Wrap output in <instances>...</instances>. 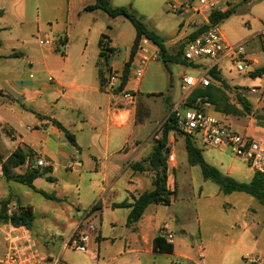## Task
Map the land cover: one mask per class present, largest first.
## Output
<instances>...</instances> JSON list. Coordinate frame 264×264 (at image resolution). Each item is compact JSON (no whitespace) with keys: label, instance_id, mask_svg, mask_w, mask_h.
<instances>
[{"label":"crops","instance_id":"1","mask_svg":"<svg viewBox=\"0 0 264 264\" xmlns=\"http://www.w3.org/2000/svg\"><path fill=\"white\" fill-rule=\"evenodd\" d=\"M110 1L115 0H109V6ZM248 1L257 3L264 0ZM94 3L95 0L85 5L81 4L78 9L83 13H90V26L99 25L97 26L98 34H101L102 26L97 20L103 14L98 11L108 15L101 9L83 11L85 6ZM187 4H180L175 10L186 14ZM34 6H36L35 9ZM38 6H41V9H38ZM111 7H124L137 17L140 16L139 11L128 0H118ZM68 15V0H0V131H3L10 139L5 142L1 140L4 150L0 149V157L5 159L15 149L20 148L28 153V157L31 154H38L45 158L47 166L38 170L49 169L50 172L34 179L33 186L36 190L57 198V200H50L42 196L54 203L53 213L65 217L66 231L63 233L66 236L65 240L75 233L82 213L93 207L92 210L95 211L93 216L98 219V223L92 224L94 236L88 244L89 252L84 253L89 254L92 264H108L122 255L125 257L124 261L128 262L126 264H132L131 261H134V264H173L171 258L198 264L193 261V257L177 253L173 243H171L173 245L171 253H158L152 249L153 238L170 233V228L177 222V217L169 218L168 221L165 219V207L170 206L172 200L167 206L149 204L137 222L127 225L130 205L134 199L154 188V172L150 169L148 161L152 148L148 150L146 146L141 145L138 132H135V126L143 125L142 121H137V104L122 106L120 92L106 87L101 88L99 66L96 63H90L83 55L75 57L71 53L76 43L69 32ZM191 16L193 17V14ZM118 17H110V19L116 21ZM253 18L264 24V11H255ZM53 24L60 25L64 30V34H60L63 39L64 55L60 57L54 55L57 44L52 48L47 47V54L54 55L48 64L44 62V59L40 61L36 56L29 55L28 46L32 41L37 42L38 30L41 26L46 25L50 28ZM185 25L192 27L183 37L186 41L196 28L195 22L190 20L186 23L181 21L179 29L184 28ZM256 34L264 35V28ZM45 36L47 38L48 33H45ZM182 39L178 36L175 43H164V46L166 48L173 46ZM109 41L111 42L110 39ZM85 47L86 44L84 49ZM252 60L255 61L252 67L253 72L264 67H254L257 60ZM216 71L221 82L210 80V84L223 89L228 101L239 110L241 106L237 102V97L245 98L251 113L235 115L216 111L210 103L209 106H205L202 101L193 103L220 122L240 130L242 134L264 138V116L258 113L259 110L264 112V104H262L264 88L253 109L245 92L234 85H228L225 78L218 70ZM113 72H115L113 68L108 66L105 70L103 69V77L106 79L110 74L113 75ZM253 72L247 76L257 79L261 86L264 82V74L252 75ZM120 75L121 72L117 76ZM49 77L52 78L51 81L48 80ZM257 88L258 86H252L246 93L256 94ZM196 89L199 88L192 89L190 95ZM197 99L200 98L195 100ZM119 118L125 119L121 122ZM53 120L74 135L75 146L67 142L63 133L53 124ZM240 120L243 121L240 122ZM25 124V132L15 131L12 126L16 125L21 130ZM84 130L88 131V137L82 144L77 133H82ZM174 142L175 139L170 134L166 146L173 154ZM195 144L201 150L205 162L216 168L223 176L234 177L243 174L249 181L252 178L253 175L251 177L248 175L242 161L241 165L239 160L222 158L223 149L202 147L197 140ZM166 156L167 153L164 155L166 188L175 194L176 186L173 189L168 185V173L169 168L175 169L176 157L174 154V160L168 162ZM137 164L141 165V170L133 168ZM24 165H27V160ZM61 173L66 176L64 186H59L61 179L57 176ZM121 177L125 179L123 184L119 185L118 181ZM0 178L4 180L1 166ZM44 183L51 185L49 186L51 193L40 189ZM71 193L75 198L74 202L68 201ZM6 199L9 197H5L0 192V200ZM15 201L19 204L17 200ZM28 206L32 207L34 221L35 206ZM74 207H76L75 212ZM237 219L238 217L235 220ZM180 230L183 231L182 228ZM29 231L33 238L30 228ZM34 243L41 255L46 244L35 240ZM109 247H112L115 255L103 259L102 254L108 256ZM197 250L201 256L202 248L198 246ZM92 255L94 258L91 257ZM157 256L164 259L157 260ZM51 257L47 255L43 258Z\"/></svg>","mask_w":264,"mask_h":264},{"label":"rangeland","instance_id":"2","mask_svg":"<svg viewBox=\"0 0 264 264\" xmlns=\"http://www.w3.org/2000/svg\"><path fill=\"white\" fill-rule=\"evenodd\" d=\"M117 1H110V6H113ZM128 1L139 11L140 16L138 18L141 19L145 28L162 39L163 43H175L178 36L182 39L184 35L190 32L192 29L190 26L185 25L184 28L180 27L179 29L181 21L186 23L193 20L195 30H197L202 20L201 16L194 14L190 8L186 14L175 10L184 3L196 6V0ZM227 1L231 15L219 22V29L223 38L232 45L240 43L247 59L257 60L254 67L264 66V35L256 34L264 28V24L253 18L255 11H264V1L257 3H250L248 0ZM68 2L67 25L71 37L76 43L71 51L73 56L83 55L90 63H96L102 69L111 66L115 71L113 75H119L123 64L127 61L132 45L134 29L131 23L123 17H118L116 21H112L102 11H98L103 14L97 20L102 26L100 28L101 34H98L97 26L99 25L90 26V13H83L78 9L81 4L85 5L92 0H68ZM38 9H41V6H38ZM38 31L37 42L32 41L28 46L30 48L29 55L36 56L40 61L44 59V62L48 64L54 55L59 57L64 55L63 48L59 44L60 34H64L60 25L53 24L50 28L44 25ZM45 33H48V38L53 41V45L57 44L54 55H48L47 47L38 43V40L43 41L46 38ZM105 37L104 46H111L113 51L103 50L105 55L99 56L101 49L98 46V41ZM109 39L111 42L108 41ZM184 41L185 38L173 46H168L169 55H176L182 49ZM84 44H86L85 49ZM236 60L238 59L233 57L225 58L215 64V68L225 78L228 85H234L245 92L246 98L254 109L263 92L264 82L259 86L257 79L248 77L246 73L237 72L235 69ZM210 63V61L203 59L197 64L198 66H190L182 58L177 62L166 61L164 63L159 59V52L157 51V59L145 65L143 76L139 81L133 77L128 79L124 90L134 95L135 104H138L142 110L140 115H142L143 125L134 127L135 132H138L141 145L146 146L148 150L153 147L160 136L161 124L173 106L186 94L187 91L181 89V76L183 74L195 76L201 68H206ZM252 86H258L257 93L247 94L246 91ZM258 113L264 116V112L259 110ZM242 121L240 120V122ZM12 126L15 131L25 132L26 124L21 130L16 125ZM237 131L241 132L238 129ZM155 134H157L156 137ZM172 135L175 139L172 151L176 158L175 169L169 168L168 185L173 189L176 186V190L171 205L165 207V219L168 221L169 218L177 217L176 224L170 228L172 243L176 252L193 257V261L198 264H264V206L246 193L235 191L223 193L219 185L210 180H205L199 167L190 166L187 162L184 136L177 133ZM77 136L80 143L84 144L87 141L88 131L84 130L82 133H77ZM0 137V149L4 150L2 141L5 142V140L10 139L3 131H0ZM221 149L224 150L221 153L222 158L239 160L242 165V160L234 156L228 148ZM244 164V168L251 177L253 173L250 171V167L246 163ZM27 167L31 169L27 163L19 171L24 172ZM64 175L61 173L57 176L61 179L59 186H64V177H66ZM230 178L240 183L249 182V179H246L243 174ZM124 179L121 177L118 184H123ZM0 186H3L0 187V192L5 197H9V210L16 207L17 202L15 200L20 205L35 206V220L30 224L33 238L39 243L42 241L46 244V248L41 252L42 257L57 256L63 241L66 239V236L63 235L66 231V222L64 216L53 213L52 205L54 203L44 199L37 191L19 183H6L0 178ZM49 186H51L49 183H44L40 189L51 193ZM68 201H75L72 193L69 194ZM75 208H73L74 212ZM94 212L92 210L87 221L97 225L98 219L93 216ZM57 218L59 219L57 220ZM181 228L183 229L182 232ZM116 242L118 243V241ZM198 246L202 248L201 256L198 254ZM4 251L5 246L0 236V258ZM107 252H109L108 256L102 254L103 259L115 255L112 247H109ZM124 258L123 255L118 256L108 264L128 263L124 261ZM156 258L157 260L164 259L161 256ZM61 260L64 264H92L89 254L77 252L72 246L67 247L62 252ZM171 260L173 264H191L179 258H171ZM252 260L255 261L252 262ZM130 263L134 264V261Z\"/></svg>","mask_w":264,"mask_h":264},{"label":"built area","instance_id":"3","mask_svg":"<svg viewBox=\"0 0 264 264\" xmlns=\"http://www.w3.org/2000/svg\"><path fill=\"white\" fill-rule=\"evenodd\" d=\"M196 2V6L188 4L187 8H190L194 14L201 16L202 20L197 28L200 33L185 42L182 49V59L190 66H198L197 64L203 59L211 63L206 68H201L195 76L189 74L181 76V89L187 92L173 106L167 117L170 116L176 130L182 132V134L192 136L202 147L228 148L234 156L246 163L253 172L264 175V138L239 133L232 125L221 123L195 105L202 101L200 99L195 100V104H188V97L192 89L204 88L210 84L208 71L215 68V64L219 61L228 57L236 58L238 59L235 62L236 71L247 75L253 72L252 67L255 64L254 60L247 59L240 43L236 45L229 44L220 32L219 23H212L209 20L211 12L223 13L227 11L229 8L228 1L196 0ZM38 43L48 48L53 47V41L48 37L43 41L38 40ZM59 44L63 47L62 37H59ZM157 51L158 48L150 40L142 37L130 63L129 76L139 81L143 76L145 65L157 59ZM120 76L110 74L106 78L105 87L109 90L117 89ZM48 80L51 81L52 78L49 77ZM252 91L254 90L252 89ZM120 94L123 102L122 106L135 105V97L132 93L123 90ZM204 105L209 106V103L204 102ZM124 119L119 118V121L122 122ZM166 159L168 162H172L174 154L168 151ZM27 163L31 169H41L47 166L45 158L38 154H31L27 158ZM92 208L82 213L75 233L63 241L58 255L51 258L41 257L29 229L25 226H16L10 220L1 221L0 236L5 251L0 258V264H64L61 260V254L69 246H72L77 252L88 253V244L94 236L93 225L87 221ZM163 237L168 243H172V236L169 232ZM91 257L94 258V255ZM254 261L252 260V262Z\"/></svg>","mask_w":264,"mask_h":264},{"label":"trees","instance_id":"4","mask_svg":"<svg viewBox=\"0 0 264 264\" xmlns=\"http://www.w3.org/2000/svg\"><path fill=\"white\" fill-rule=\"evenodd\" d=\"M95 9L103 10L109 17L115 18L122 16L127 19L134 31V39L129 50V56L127 61L123 64L121 76L119 79V85L117 87L118 92L124 90V87L129 78V67L130 63L133 60V57L136 52L137 45L142 37L150 40L157 48L159 52V59L162 62H177L182 58V49L185 42L188 39H191L200 33V30H196L188 36V39L184 42L182 49L176 53V55H169L167 48L164 46L163 40L160 39L157 35L147 30L143 25L140 18L135 14L124 7H111L109 6V0H95V3L92 5H87L83 8V11H92ZM231 15L230 9L227 11L220 12H211L209 14V20L212 23H219L222 20L228 18ZM106 37L98 41V46L100 47L99 56H104V51L112 52L113 48L104 46ZM109 41V40H108ZM104 46V48H103ZM183 60V59H182ZM99 81L101 88L105 87L106 79L103 77V69L99 67ZM105 70V69H104ZM264 74V67L257 69L253 72L252 75H262ZM209 79L220 81L221 79L215 68H212L208 71ZM196 98L202 99V102H207L213 105L214 109L219 112L231 113V114H240L245 113L249 114L250 108L248 102L245 98L238 96L237 102L241 106V110L237 109L233 104L228 101L227 96L225 95L223 89L217 88L212 84H209L207 87L196 89L188 98V104L192 105ZM199 107L198 105H196ZM142 110L137 104L136 114L137 121H142V115L140 113ZM53 124L63 133L64 138L69 144L75 146L74 135L69 133L61 124L53 120ZM177 133L182 134V132L175 129L172 119L167 117V119L162 123L160 127V136L156 140L155 144L152 147L151 153L148 156L150 169L154 172L153 178V190L149 192L142 193L137 198L134 199L130 205V212L127 217V225L130 226L137 222L142 216L145 208L149 204H158V205H169L174 192L167 190L166 188V166L164 161V155L168 152L167 141L170 134ZM184 136V148L187 156V162L190 166H198L201 172L202 177L205 180H210L217 185H219L220 190L223 193L231 192H242L246 193L253 198H255L261 205L264 206V175L254 172L252 178L248 183L236 182L228 176H223L216 168L210 166L205 162L202 157V152L197 148L195 144V138L190 135ZM30 156V155H29ZM28 158V153L24 152L22 149H15L7 158L3 159L0 157V166L1 174L5 181L15 182L27 186L35 191H37L41 196L50 200H57L55 196L46 194L40 190H36L33 186L34 179L43 176L50 172L49 169L38 170V169H26L24 172H19L21 166L25 164V161ZM136 170H141V165L137 164L133 166ZM48 179V178H47ZM10 202L9 199L0 200V222L10 220L12 224L16 226H25L27 229L30 228V224L34 219L33 211L31 206H23L17 204L13 210H9ZM152 249L158 253H171L173 251V245L168 243L163 235H157L152 240Z\"/></svg>","mask_w":264,"mask_h":264}]
</instances>
